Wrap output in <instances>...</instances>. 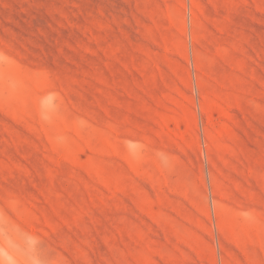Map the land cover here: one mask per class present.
Masks as SVG:
<instances>
[{"label": "rangeland", "instance_id": "1", "mask_svg": "<svg viewBox=\"0 0 264 264\" xmlns=\"http://www.w3.org/2000/svg\"><path fill=\"white\" fill-rule=\"evenodd\" d=\"M0 264H264V0H0Z\"/></svg>", "mask_w": 264, "mask_h": 264}]
</instances>
